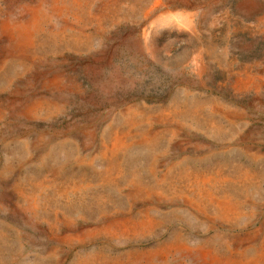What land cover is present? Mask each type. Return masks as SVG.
<instances>
[{
    "label": "rangeland",
    "instance_id": "obj_1",
    "mask_svg": "<svg viewBox=\"0 0 264 264\" xmlns=\"http://www.w3.org/2000/svg\"><path fill=\"white\" fill-rule=\"evenodd\" d=\"M17 28L30 29L31 43ZM115 133L129 145L106 187L110 165L99 158ZM255 151L264 153V0H0V195L10 194L0 201V264H71L94 250L115 256L175 238L211 250L241 244L262 226L264 206L254 225L241 216L208 228L175 196L129 201L126 191L141 180L180 184L187 169L232 179L242 164L264 177ZM230 182L218 190L245 202L248 190ZM16 185L34 207H22ZM149 208L181 216L150 211L158 223L139 239L95 229Z\"/></svg>",
    "mask_w": 264,
    "mask_h": 264
},
{
    "label": "bare ground",
    "instance_id": "obj_2",
    "mask_svg": "<svg viewBox=\"0 0 264 264\" xmlns=\"http://www.w3.org/2000/svg\"><path fill=\"white\" fill-rule=\"evenodd\" d=\"M77 1L74 0V2ZM40 19V15L38 14L33 16L35 23L39 22ZM4 27L12 34V29H10L9 25L5 24ZM16 30L13 34H17L19 40L26 39L28 41L31 39L29 38L30 29L17 28ZM28 42L31 43V41ZM35 108L36 106L30 107V109ZM30 109L29 111H31ZM125 139L126 136L119 133L109 135L105 139L104 151L99 160L101 159L105 166L106 163H109L110 168L107 170L109 172H107L108 175L103 177L102 186L108 187L114 182L113 178H108L115 173V169L112 166L116 164V158L120 149L124 150L129 145ZM154 139V136L148 137L144 139V142L151 145ZM249 156L256 164L264 161V153L258 151L251 153ZM151 169V172L154 173L153 164H151ZM189 170L187 169L178 175L180 184L174 183L172 180H168V178L157 180L154 184H147L142 180L134 182L131 189L126 191V196H128L129 201L132 200L131 198L150 199L153 196L171 197L174 199L175 196L190 207L191 217L203 224H207L208 228H210L209 225L212 223L217 224L216 220H225L229 223V220L235 222L241 216L245 217L247 222L243 221L239 226H243L245 222L246 224L250 225L253 223L254 225L256 218L262 215L263 212L260 210L264 206V199L262 194H258L259 191H263L264 189L262 185L264 177L261 175H257L252 170L243 167L242 164L237 166V175L234 178L232 177V179L228 176V172H224L225 174L219 173L221 170H217L215 173ZM224 170L227 171L226 169ZM230 181H232L234 187L239 188L241 191L246 192L248 190L247 195L245 194V202H241L240 200L235 202L231 199V195L228 192L218 190L220 185L227 186L231 184ZM252 188L256 190L253 192ZM57 191L59 196H63L64 200L68 198L69 194H67L66 189L59 188ZM14 193L18 198L24 200V204H28L22 207L32 208L35 206V197L25 195L22 187L16 185ZM9 195L8 192L0 195V201L9 200ZM247 201L251 205H254V207H249V211L243 210V206L240 205ZM150 211L160 213L161 218L166 221L168 220L167 218L181 216L179 209L176 208L169 209L166 212L160 208H149L139 210L135 217L130 216L131 212L106 217L102 224L95 229L97 232L105 233L115 238H145L147 235L149 236L154 233V228L158 223V219L148 214ZM262 223V226L253 227L249 238L242 239L241 241L243 242L241 244H233L223 240L219 249L211 250L203 245H188L175 238L170 243L161 242L154 248L127 250L115 256L106 254L104 250H94L86 254L77 255L71 264H168L174 255L184 257V260L179 261V264H188V259L191 257L199 259L200 262L198 264H264V221ZM237 224L238 222L234 225ZM72 237L73 234H68L60 239L65 242ZM3 238L4 236L0 232V248L3 246ZM249 239L253 244L249 242ZM49 259L58 260V257L50 256Z\"/></svg>",
    "mask_w": 264,
    "mask_h": 264
}]
</instances>
